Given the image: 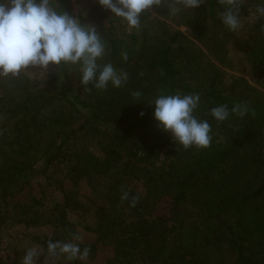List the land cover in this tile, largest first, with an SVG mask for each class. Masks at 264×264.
<instances>
[{"label": "trees", "instance_id": "16d2710c", "mask_svg": "<svg viewBox=\"0 0 264 264\" xmlns=\"http://www.w3.org/2000/svg\"><path fill=\"white\" fill-rule=\"evenodd\" d=\"M259 3L242 0L241 29L230 32L220 20L221 0L177 15L167 4L154 6L139 29L97 0H50L58 12L95 27L106 42L98 63L127 72L128 80L104 90L89 84L85 91L72 64L0 77V247L3 238H17L11 228L22 224L51 227L49 234L17 238L28 245L47 251V241L58 240L90 250L85 260L63 264H91L100 247L111 249L105 264H264ZM231 44L251 82L223 69L231 66ZM160 93L200 95L194 114L211 126L210 147L185 149L157 126L149 104ZM242 103L249 107L244 117L217 122L210 115L218 105L231 110ZM47 188L60 193L61 204L46 207ZM125 191L129 199L122 201ZM164 196L171 199L170 215H153ZM74 234L81 239L72 240Z\"/></svg>", "mask_w": 264, "mask_h": 264}, {"label": "clouds", "instance_id": "9594fccd", "mask_svg": "<svg viewBox=\"0 0 264 264\" xmlns=\"http://www.w3.org/2000/svg\"><path fill=\"white\" fill-rule=\"evenodd\" d=\"M99 5L110 10L112 15L126 22L129 29H139L142 14L167 4L168 11L177 15L182 11L199 8L204 0H97ZM225 5L220 14L222 24L230 32L241 29L240 11L242 0H221ZM256 14L264 16V0L256 7ZM106 54V42L95 27L84 25L68 12H58L50 5V0H0V77H17L28 68L49 69L63 64L78 65L80 83L84 90L88 85L104 90L111 84L121 87L128 80V73L117 71L111 63L99 64ZM127 61L126 52L121 53ZM139 99L140 92L134 93ZM199 94L160 93L150 102L154 106L153 119L157 126L169 132L174 142L183 148L195 146L208 148L211 145V126L207 120L194 114L200 105ZM249 112L246 103L236 104L229 110L221 104L210 110V115L217 122H223L233 114L244 117ZM144 115L143 112L140 113ZM129 199L128 192H123L121 200ZM136 197L132 198V206ZM78 234L72 240L78 241ZM48 258L52 260L64 257L68 261L85 260L89 249L81 250L73 242L47 241ZM41 252L29 248L22 257L21 264H36Z\"/></svg>", "mask_w": 264, "mask_h": 264}, {"label": "rangeland", "instance_id": "374dc122", "mask_svg": "<svg viewBox=\"0 0 264 264\" xmlns=\"http://www.w3.org/2000/svg\"><path fill=\"white\" fill-rule=\"evenodd\" d=\"M81 5H87L91 0H79ZM172 27L177 28L182 32H187L186 27L183 25H172ZM229 55L231 57V66H224L223 69L227 72L228 75L233 76H244L250 82L251 72L247 64L241 59L240 53L234 46L230 45ZM264 91V89H263ZM79 190L86 195H91L88 188L79 184ZM37 187H35V191ZM56 203L61 204L62 199L60 193L53 191L52 189H46V207H51ZM54 205V206H55ZM171 213V199L168 196H164L157 201L153 215L155 216H169ZM51 232L50 226H38V227H25L22 224H16L11 228L10 237H21L23 233L30 234H49ZM85 236V238H87ZM13 239V238H3L0 247V261H15L16 264H21L22 257L25 255V251L29 248H37L41 252V255L37 258L36 264H53L52 260L48 258L47 251L40 249L37 245H28V242L24 239ZM82 237V240L85 239ZM111 254V249L108 247H100L96 252L94 258L90 260L91 264H105L107 258ZM65 261L64 257H59L55 259L54 264H63Z\"/></svg>", "mask_w": 264, "mask_h": 264}]
</instances>
